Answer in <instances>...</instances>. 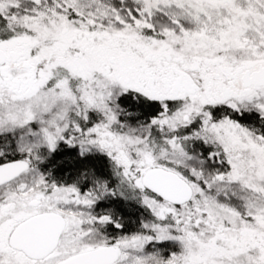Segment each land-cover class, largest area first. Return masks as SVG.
I'll list each match as a JSON object with an SVG mask.
<instances>
[{"label": "snow or ice", "instance_id": "1", "mask_svg": "<svg viewBox=\"0 0 264 264\" xmlns=\"http://www.w3.org/2000/svg\"><path fill=\"white\" fill-rule=\"evenodd\" d=\"M0 264H264V0H0Z\"/></svg>", "mask_w": 264, "mask_h": 264}]
</instances>
